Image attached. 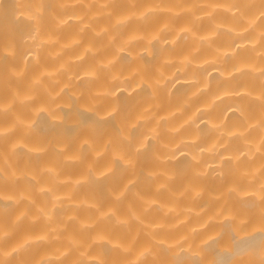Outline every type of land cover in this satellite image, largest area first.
<instances>
[{
	"label": "clouds",
	"instance_id": "obj_1",
	"mask_svg": "<svg viewBox=\"0 0 264 264\" xmlns=\"http://www.w3.org/2000/svg\"><path fill=\"white\" fill-rule=\"evenodd\" d=\"M5 2L0 264H264V0Z\"/></svg>",
	"mask_w": 264,
	"mask_h": 264
},
{
	"label": "bare ground",
	"instance_id": "obj_2",
	"mask_svg": "<svg viewBox=\"0 0 264 264\" xmlns=\"http://www.w3.org/2000/svg\"><path fill=\"white\" fill-rule=\"evenodd\" d=\"M5 6L10 7L9 0H6ZM14 7L11 10H5L4 16L7 19H11V17L14 15ZM69 33H65L62 39L67 40ZM79 51L78 48L74 49V52ZM125 106L131 105L134 103L133 100L126 99L123 101ZM42 126L46 127L47 122H42ZM50 135H55V132L53 131ZM177 168L182 169L184 167V162L178 161L177 162ZM79 169H75L73 171V175H75L76 172H78ZM210 190L216 191L215 185H209ZM259 221V210L255 207L250 206L245 210L243 214H241L239 226L237 227V232L239 235L243 236L246 232H251L254 228V226ZM208 234L214 235L216 237L215 241L210 240L208 242V245H204L200 249V260L201 264H210V261L216 257V255L222 251V249L225 248V246L230 245L232 241V230L227 225L222 226H212L210 229L207 230ZM204 238L203 234L200 237H197V240L194 241V244L201 243L202 239ZM182 262H186L189 260V257L187 256H181L179 258Z\"/></svg>",
	"mask_w": 264,
	"mask_h": 264
}]
</instances>
